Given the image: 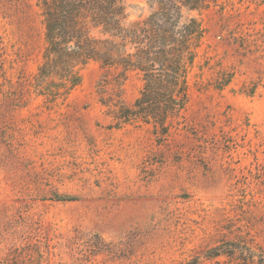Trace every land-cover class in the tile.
Listing matches in <instances>:
<instances>
[{
  "label": "rangeland",
  "instance_id": "obj_1",
  "mask_svg": "<svg viewBox=\"0 0 264 264\" xmlns=\"http://www.w3.org/2000/svg\"><path fill=\"white\" fill-rule=\"evenodd\" d=\"M189 18L188 99L160 136L115 125L134 72L91 62L67 94L36 85L37 1L0 0V264H264V0Z\"/></svg>",
  "mask_w": 264,
  "mask_h": 264
},
{
  "label": "trees",
  "instance_id": "obj_2",
  "mask_svg": "<svg viewBox=\"0 0 264 264\" xmlns=\"http://www.w3.org/2000/svg\"><path fill=\"white\" fill-rule=\"evenodd\" d=\"M36 1L45 43L36 85L53 79L59 95L67 94L91 62L134 72L142 87L130 108L112 112L115 125L142 122L166 136L169 120L186 105L187 66L202 36L197 20L184 13L200 14L216 0H147L148 14L133 21L128 0Z\"/></svg>",
  "mask_w": 264,
  "mask_h": 264
}]
</instances>
